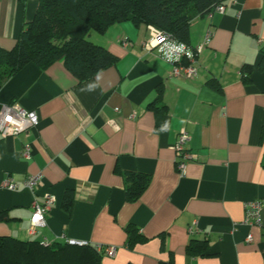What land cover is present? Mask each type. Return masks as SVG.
<instances>
[{"label": "crops", "instance_id": "obj_1", "mask_svg": "<svg viewBox=\"0 0 264 264\" xmlns=\"http://www.w3.org/2000/svg\"><path fill=\"white\" fill-rule=\"evenodd\" d=\"M37 2L0 0V48L14 47ZM223 6L191 23V49L210 32L193 78L170 77L171 66L145 48L148 26L120 22L88 35L116 57L94 76L80 81L55 61L29 63L3 82L0 106L34 110L38 124L0 136V236L114 247L102 264H264V0ZM159 91L165 114L157 118L149 104ZM182 131L191 157L184 175L174 149ZM126 172L149 176L133 202ZM31 175L40 176L33 189L23 185ZM4 180L17 188H3ZM48 194L55 202L45 224L30 231L34 203ZM255 200L261 224L249 225L245 207ZM130 224L143 242L127 245ZM192 241L206 251L187 252Z\"/></svg>", "mask_w": 264, "mask_h": 264}, {"label": "trees", "instance_id": "obj_2", "mask_svg": "<svg viewBox=\"0 0 264 264\" xmlns=\"http://www.w3.org/2000/svg\"><path fill=\"white\" fill-rule=\"evenodd\" d=\"M224 0H38L33 18L25 23L12 49L0 48V87L25 65L45 68L55 61L82 81L114 65L116 57L103 46L88 39L91 32L105 33L113 24L130 22L134 26L151 25L171 34L177 41L190 43L191 23L208 16ZM246 67L243 74L248 75ZM213 83V82H210ZM158 98L149 104L156 117L165 114ZM125 196L138 199L149 183V176L126 172ZM66 196L63 207H70ZM127 245L143 242L132 224L126 227ZM197 244V245H196ZM192 241L186 250L203 254L204 241ZM102 252L90 244L53 243L43 246L0 236V264H102ZM167 264H171L168 262Z\"/></svg>", "mask_w": 264, "mask_h": 264}, {"label": "built area", "instance_id": "obj_3", "mask_svg": "<svg viewBox=\"0 0 264 264\" xmlns=\"http://www.w3.org/2000/svg\"><path fill=\"white\" fill-rule=\"evenodd\" d=\"M224 6L222 3L216 6L215 10L222 12ZM151 39L145 43V48L148 50L155 49L157 54L171 66L170 77L182 76L186 78H193L197 73L195 59L198 53L202 51L206 45L210 32L206 33L205 42L202 45L191 49L186 43L177 41L170 33L150 27ZM190 53V55H189ZM38 124V115L34 110H25L18 103H6L0 106V136H15L18 134H28L29 131ZM189 136L185 131L180 132L174 145L175 149V164L176 169L180 175H184L187 160L190 159L189 152L186 151V143ZM23 156L30 157V145L24 147ZM40 180L39 175L28 176L23 185L26 188L33 189ZM2 187L8 190H15L17 184L12 180H4ZM55 198L48 194L45 197V202L42 205L34 203L33 213L30 217V231H33L37 226L45 224V216L54 204ZM261 202L258 200L246 204L244 221L249 225L261 224ZM247 242L252 241L249 234L246 238ZM69 244L84 245L85 242L70 240ZM46 245L47 243H42ZM103 254L113 257L116 249L112 246L97 247Z\"/></svg>", "mask_w": 264, "mask_h": 264}, {"label": "rangeland", "instance_id": "obj_4", "mask_svg": "<svg viewBox=\"0 0 264 264\" xmlns=\"http://www.w3.org/2000/svg\"><path fill=\"white\" fill-rule=\"evenodd\" d=\"M148 27H149V29H150V27L153 28V26H151V25H148ZM154 28H155V27H154ZM149 33H150V30H149ZM150 39H151V33H150Z\"/></svg>", "mask_w": 264, "mask_h": 264}, {"label": "clouds", "instance_id": "obj_5", "mask_svg": "<svg viewBox=\"0 0 264 264\" xmlns=\"http://www.w3.org/2000/svg\"><path fill=\"white\" fill-rule=\"evenodd\" d=\"M189 55H190V53H189ZM166 124V126L168 127V124L167 123H165Z\"/></svg>", "mask_w": 264, "mask_h": 264}]
</instances>
